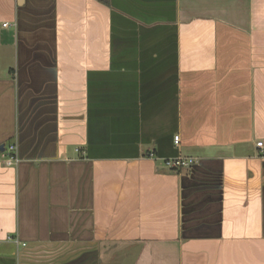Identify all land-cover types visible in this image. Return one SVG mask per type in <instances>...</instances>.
<instances>
[{
  "label": "crops",
  "instance_id": "crops-1",
  "mask_svg": "<svg viewBox=\"0 0 264 264\" xmlns=\"http://www.w3.org/2000/svg\"><path fill=\"white\" fill-rule=\"evenodd\" d=\"M260 141L264 0H0V264H264Z\"/></svg>",
  "mask_w": 264,
  "mask_h": 264
},
{
  "label": "built area",
  "instance_id": "built-area-1",
  "mask_svg": "<svg viewBox=\"0 0 264 264\" xmlns=\"http://www.w3.org/2000/svg\"><path fill=\"white\" fill-rule=\"evenodd\" d=\"M8 24H5L7 26ZM180 142V136L175 135L174 136V143L179 144ZM259 147H263L264 143L262 141L258 142L257 144ZM153 157V154L150 155ZM0 158L4 162V164L8 167L16 166L20 163V158L18 156V149L16 144H10L9 146H5L4 152L0 153ZM164 165L168 167L169 169H178V168H184V167H190L191 162L185 158L182 157H174V158H165L164 159Z\"/></svg>",
  "mask_w": 264,
  "mask_h": 264
},
{
  "label": "water",
  "instance_id": "water-1",
  "mask_svg": "<svg viewBox=\"0 0 264 264\" xmlns=\"http://www.w3.org/2000/svg\"><path fill=\"white\" fill-rule=\"evenodd\" d=\"M5 146H6L5 144L0 145V153H1V152H4V150H5Z\"/></svg>",
  "mask_w": 264,
  "mask_h": 264
},
{
  "label": "rangeland",
  "instance_id": "rangeland-1",
  "mask_svg": "<svg viewBox=\"0 0 264 264\" xmlns=\"http://www.w3.org/2000/svg\"><path fill=\"white\" fill-rule=\"evenodd\" d=\"M7 146H9V145H7ZM163 168H164L165 170H169V168H168V167H166V166H163Z\"/></svg>",
  "mask_w": 264,
  "mask_h": 264
}]
</instances>
